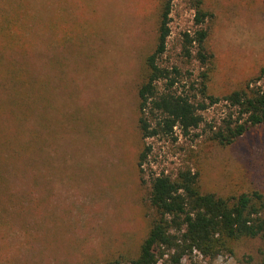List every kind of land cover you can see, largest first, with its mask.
Instances as JSON below:
<instances>
[{
    "label": "rangeland",
    "instance_id": "374dc122",
    "mask_svg": "<svg viewBox=\"0 0 264 264\" xmlns=\"http://www.w3.org/2000/svg\"><path fill=\"white\" fill-rule=\"evenodd\" d=\"M42 1L31 0L29 26L18 30L25 41L7 46L11 57L0 60V80L9 63L18 78L32 77L21 116L0 103V264H130L149 230L156 175L190 168L204 192L264 194L261 128L227 146L210 140L208 125L220 126L229 112L224 102L202 112L187 137L175 128V140L141 139L136 90L155 45L157 0ZM6 2L0 0V19L17 11ZM203 7L212 15L204 23L213 54L208 93L221 97L264 67V0H204ZM194 16L193 0L172 1L162 56L192 78L205 69L182 56L183 33L197 28ZM7 97L0 88V99ZM145 145L151 150L139 172ZM259 246L246 240L235 256L206 260L194 252L182 263L244 264Z\"/></svg>",
    "mask_w": 264,
    "mask_h": 264
},
{
    "label": "trees",
    "instance_id": "16d2710c",
    "mask_svg": "<svg viewBox=\"0 0 264 264\" xmlns=\"http://www.w3.org/2000/svg\"><path fill=\"white\" fill-rule=\"evenodd\" d=\"M5 1L8 8L17 11L13 10L12 15L2 13L0 28L13 23L17 25L11 32L1 30L0 60L11 57L5 51L7 46L12 48L25 41V35L18 33V30L24 31L29 26L27 19L31 18V0H15V6L12 0ZM172 1L156 2L158 23L155 45L144 60L142 79L136 90L137 125L141 139L163 137L175 140V128L181 136L187 137L202 124V112L224 102L229 112L220 126L208 125L211 141L231 145L254 126L261 128L264 140V67L254 78L221 97L208 93L207 82L213 66V54L207 49L209 31L204 23L212 15L205 11L204 0H193L197 28L192 35L183 33L181 51L187 61L195 60L205 69L192 78L191 73L183 72L178 65L163 64L162 56L170 35ZM8 67L0 80V88L7 92L8 97L7 101L0 99V103L9 116L17 118L26 110L24 106L31 99L32 77H29L30 80L20 79L14 64L9 63ZM24 73L28 74V70H24ZM20 74L22 76V69ZM21 84L24 88L22 94L19 90ZM150 150L145 145L139 153V172H142ZM199 181V173L190 168L178 170L174 177L160 174L150 179L149 230L140 244L138 255L130 260V264H159L160 261L183 264L182 261L189 259L194 252L206 260L223 254L235 256L236 244L246 240L259 241L260 246L256 257L247 254L243 263L264 264V194L250 191L222 196L204 192ZM3 183L5 181L2 182L0 178V184ZM106 264L122 263L115 261Z\"/></svg>",
    "mask_w": 264,
    "mask_h": 264
}]
</instances>
